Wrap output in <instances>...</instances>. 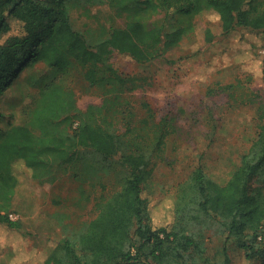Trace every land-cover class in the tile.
Segmentation results:
<instances>
[{"label": "trees", "instance_id": "trees-1", "mask_svg": "<svg viewBox=\"0 0 264 264\" xmlns=\"http://www.w3.org/2000/svg\"><path fill=\"white\" fill-rule=\"evenodd\" d=\"M72 1L0 0V95L37 61L56 72L28 95L23 121L0 135V223L20 229L7 212L19 183L17 167L48 181L68 168L75 179L94 185L114 174L119 187L95 202L97 214L75 233L48 243L38 264H203L183 257L202 253L204 233L213 227L243 248L246 258L264 260V101L256 109L257 137L229 178L219 183L197 165L177 184L170 205L159 206L155 222L149 178L171 123L156 120L146 102L145 115L138 116L130 95L148 84L147 78L124 74L108 61L115 50L141 63L163 56L204 13L220 21L223 36L243 28L256 33L264 49V0H74L127 13L123 26L100 25L92 43L73 27ZM155 12L177 14L183 21L168 29L165 18L147 25L142 16ZM213 39L206 29L205 40ZM260 66L264 80V55ZM71 71L99 94L100 103L78 106L64 80ZM218 254L222 264L229 261L224 246Z\"/></svg>", "mask_w": 264, "mask_h": 264}, {"label": "rangeland", "instance_id": "rangeland-1", "mask_svg": "<svg viewBox=\"0 0 264 264\" xmlns=\"http://www.w3.org/2000/svg\"><path fill=\"white\" fill-rule=\"evenodd\" d=\"M71 3L73 27L90 43L96 39L100 25L123 26L128 17L107 4ZM164 18L166 29L183 21L180 15L165 16L164 12L142 16L149 26ZM206 29L214 34L212 42L205 40ZM260 42L256 33L243 28L223 36L220 21L204 13L195 18L194 30L166 49L163 56L141 63L116 50L110 54L108 61L118 71L147 78L148 84L130 95L137 115H145L142 103L146 102L156 120L166 118L171 123L172 131L149 178L155 222L160 216L159 206L170 205L169 196L194 167L200 165L210 177L224 183L257 137L256 109L264 101L260 66L264 49ZM167 57L176 61L169 62ZM55 74L42 61L21 71L0 95V135L10 125L23 121L21 109L28 95L36 93ZM64 80L73 88L80 108L101 102L99 94L77 71L65 75ZM15 171L19 183L7 212L9 218V214L15 216L10 219L18 222L20 229L0 223L2 264H38L46 256L48 243L78 231L82 222L97 214L95 202L119 187L114 174L94 185L86 179H75L68 168L58 170L53 181L33 179L23 167ZM58 217H63L65 228ZM203 240L202 253L187 252L183 259L222 264L218 253L224 246L229 258L226 264H264L262 256L246 258L245 250L216 227L206 230Z\"/></svg>", "mask_w": 264, "mask_h": 264}, {"label": "built area", "instance_id": "built-area-1", "mask_svg": "<svg viewBox=\"0 0 264 264\" xmlns=\"http://www.w3.org/2000/svg\"><path fill=\"white\" fill-rule=\"evenodd\" d=\"M9 216H10L11 219L15 218V216L13 214H9Z\"/></svg>", "mask_w": 264, "mask_h": 264}]
</instances>
